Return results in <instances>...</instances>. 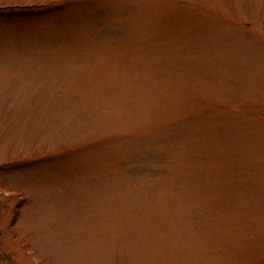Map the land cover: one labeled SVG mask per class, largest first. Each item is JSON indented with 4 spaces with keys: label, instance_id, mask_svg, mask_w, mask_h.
Listing matches in <instances>:
<instances>
[{
    "label": "rangeland",
    "instance_id": "rangeland-1",
    "mask_svg": "<svg viewBox=\"0 0 264 264\" xmlns=\"http://www.w3.org/2000/svg\"><path fill=\"white\" fill-rule=\"evenodd\" d=\"M0 264H264V0H0Z\"/></svg>",
    "mask_w": 264,
    "mask_h": 264
}]
</instances>
